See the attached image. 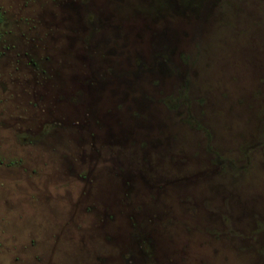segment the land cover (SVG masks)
<instances>
[{"label":"rangeland","instance_id":"374dc122","mask_svg":"<svg viewBox=\"0 0 264 264\" xmlns=\"http://www.w3.org/2000/svg\"><path fill=\"white\" fill-rule=\"evenodd\" d=\"M0 264H264L260 0H0Z\"/></svg>","mask_w":264,"mask_h":264},{"label":"water","instance_id":"95a60500","mask_svg":"<svg viewBox=\"0 0 264 264\" xmlns=\"http://www.w3.org/2000/svg\"><path fill=\"white\" fill-rule=\"evenodd\" d=\"M166 26L163 30H160L158 27L150 28V29H142L139 28L135 30L134 33L140 32V36L142 38V43L140 45L134 46V55L139 58V60H145L147 59V56H149L150 52H154L155 49H160L163 46H168L170 48L176 47L177 49L183 50L185 49V42H183V34L186 36H189L190 38L195 39L198 37L199 33L203 32V28L206 26L205 20L202 19L200 23H194L189 26H183L180 23L177 24H168L167 21H165ZM132 25V24H130ZM170 25V26H169ZM129 26V25H128ZM124 30V31H123ZM127 31H129V28H127ZM111 33H113L114 36H120L121 33H124L126 35L125 28L119 26H114L111 28ZM101 39L103 40L104 32L100 34ZM121 37V36H120ZM153 44V45H152ZM184 51V50H183ZM131 58V57H129ZM136 79V78H135ZM140 84H130V87H137L140 92H145L147 88L144 85ZM137 85V86H136Z\"/></svg>","mask_w":264,"mask_h":264},{"label":"trees","instance_id":"16d2710c","mask_svg":"<svg viewBox=\"0 0 264 264\" xmlns=\"http://www.w3.org/2000/svg\"><path fill=\"white\" fill-rule=\"evenodd\" d=\"M260 2L264 5V0H260ZM163 48H167V46H163ZM155 56H158L159 57V61H162V62H164V63H168V61H169V56H168V53H167V50L166 51H164V53H161V54H155ZM181 57L183 58V59H185V57L183 56V55H181ZM156 71H151V73H155ZM152 74V75H153ZM158 82H156V81H154V85H156ZM232 168H234V165H232L231 164V169Z\"/></svg>","mask_w":264,"mask_h":264},{"label":"flooded vegetation","instance_id":"af4514ba","mask_svg":"<svg viewBox=\"0 0 264 264\" xmlns=\"http://www.w3.org/2000/svg\"><path fill=\"white\" fill-rule=\"evenodd\" d=\"M110 25V24H109ZM109 25H107V26H109ZM114 26H116V25H113V26H111L112 28L114 27ZM117 26H119V28H121L122 26L119 24V25H117ZM103 32V31H102ZM101 32V33H102ZM101 78V77H100ZM140 79H141V77H139ZM102 79V78H101ZM101 79H98V80H101ZM110 79V78H109ZM21 138H24L25 140H30L29 138H26V137H21Z\"/></svg>","mask_w":264,"mask_h":264}]
</instances>
